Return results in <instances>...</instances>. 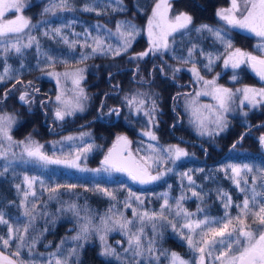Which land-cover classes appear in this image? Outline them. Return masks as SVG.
Instances as JSON below:
<instances>
[{"label":"trees","instance_id":"1","mask_svg":"<svg viewBox=\"0 0 264 264\" xmlns=\"http://www.w3.org/2000/svg\"><path fill=\"white\" fill-rule=\"evenodd\" d=\"M155 1L123 0L124 10L112 11L111 7H105L108 4V0H67L68 8L61 9L57 7L55 11L45 12V8L51 7L52 4H59L60 0H31L25 4L24 13L34 27L25 29L26 33L24 34L35 36L36 41L39 38L37 43L40 46L42 55L37 63L40 69L30 74L28 72L29 67L23 62V60L31 59V57L37 59L38 53H35L36 51L27 53L23 59L19 60L18 55H11L10 52L5 54L0 49V63L4 61L6 64H17L19 60V64H24L23 69L19 73L25 76L39 75L40 72L51 67L63 68L66 66L86 65L88 71L85 82L88 90L94 96L91 97L94 104L88 106L85 113L77 116V119L81 120L83 118L82 122L87 119L84 123L85 125L81 127L89 126V130L86 131L88 134L84 135V139L78 142L59 143L55 148H45L47 153L53 151L51 153L53 155L71 157L77 153L78 149H82L89 144L93 145L91 151L81 155L79 168L66 164H45L29 157L9 158L7 161L0 160V211L4 213V218L14 227L27 221V218L23 216L24 209L20 203L23 199V190L27 187L24 183V177H39L45 182V186L42 188L39 181H37L33 186L36 196L32 197L30 195L28 198V206L30 207L31 203L35 202L38 212L36 213L34 226L29 230L26 239L27 243H31L35 237L36 243L31 253L27 246L22 248L19 260L26 261L28 264H47L50 259L48 254L56 252L58 245L61 246L62 251H66L77 243H82L83 248L79 249V264H128L131 260V253L124 252V249L129 247L128 235L119 227H115L105 234L107 245L115 249L120 256L119 259L116 256L101 255L103 244L99 239V234L93 233L86 242L71 240L70 237L76 235L79 223H83V220L78 221L77 217L67 210V205L75 203L80 209V216L89 215L94 224L99 223L101 216L115 213L118 217L122 213L124 218L133 221L129 228L132 231H136L141 227V223L138 216H134L133 209H136L137 213L143 211L159 212L161 205L164 204L165 197L163 194L167 193V199L169 204L172 205V210L171 213L166 210L165 215L179 227L184 220L182 217L175 216V202L182 194L186 197L182 201L183 207L189 212L196 213L192 219H203L205 215L222 217L225 208L223 206L224 201L219 197L221 190L231 196L233 206L228 211L235 216L238 211L235 204L242 202L245 193H242L234 183L231 169L227 166L249 164L253 167L252 173L242 174L246 177L248 183L245 184L243 179H241L240 187L247 189L253 187V176L259 175L257 170L264 168V145L260 142V137L264 135V105L248 113L234 115L239 116V118L237 120L230 119L229 124L226 126L227 129L220 136V140L208 147L207 142L204 144L200 141L201 139L196 137L197 135L193 131L180 133V125L175 124H178V120H181L182 114L176 112L174 107L168 103L166 109L161 112L163 124L169 126L167 137L164 140L180 141L187 144L189 149L190 145H192V150H190L187 158L185 160L165 159L166 171L162 172L163 175L160 179L141 185L132 180L127 172L104 170V165L102 164L103 156L107 148L117 138V134H127L132 137L133 133H137L134 131V125L133 127L129 126L123 119L112 121L107 118L105 115L107 103L119 100L122 113H126L127 118L134 124L136 123L143 127L141 116L129 114L128 109H126L128 103L124 96L131 89L132 84L138 83L136 78L137 66L133 60V55L147 45L145 25ZM223 1H172L174 10L186 11L193 19L187 29H180L173 33L167 54L164 52L163 55H156L160 60L153 64L149 76L150 78L155 76L153 82L157 80L165 81L166 78L162 76L160 63H163L164 60L169 61L168 59L173 62L181 61L184 64L192 63V59H194L198 65L200 63L208 65V55L211 54V65L209 67L200 66L202 70L207 74H213L215 69L221 66L226 55V45L208 30L197 32L196 29L201 25H208L213 30H220L224 40L231 41L232 49L235 46L250 43L252 35L250 36L239 29L231 27L216 16V7ZM86 5L96 8L97 11H86ZM112 7H115L114 0ZM118 21H131L139 29V34L133 40L131 47L126 52H121L120 55L114 56L111 53L97 52L88 55L86 60L81 61L82 54L91 52L90 47H82L86 32L91 33L93 37L97 35L104 37L105 46L108 44L113 47L117 46L119 38L115 35L109 37L107 30L115 33ZM97 25L101 27H97ZM54 28H61V34L56 35L52 32ZM45 33L48 34L45 35ZM64 37H67L69 42L77 41V43L74 47H70L69 44L64 43ZM245 38V42H242ZM87 42L91 45L92 39L88 38ZM37 43L33 44L31 48L36 49ZM193 46H195V50L191 58H189V49L193 48ZM45 54L53 57V61L49 62ZM152 58V55L147 56L140 63L144 73H146L147 68L144 65L150 63ZM185 60L188 62L185 63ZM1 68L3 67L0 66V73H3L4 70ZM242 69L243 65L236 68V71L239 72L236 75L235 82L240 77L242 81H249V83L253 84L262 82L247 69H244L243 73H241ZM229 74L230 72L228 71L227 75ZM188 76V73L185 72L184 77ZM8 77L3 82H0V101L3 103L10 100L9 98L5 99L3 96L5 95L4 91L13 92L17 88V80L24 81L19 78H10V72ZM224 80L233 84L232 81H227L225 78ZM42 82L44 87L48 86L45 90L47 94L55 91V85L52 80L45 79ZM169 86L170 89L168 90L171 92L176 89L177 85L173 83V85L170 84ZM115 88L117 90L114 91L113 89ZM124 88L128 90L124 91ZM113 91L118 93L115 94ZM14 102L18 103L17 101ZM18 110L23 116L22 118H24L19 123V128L28 131L32 123H39L44 130L49 131L42 122L40 105L36 108V116L33 119H29V115L24 113L25 108L23 106H20ZM110 114H112V111H108V115ZM176 114L178 119L175 121ZM229 118L230 113L227 116V119ZM76 124L75 122L66 123L60 129L58 128L54 132L49 131V133L56 136L65 132L68 133L80 127H76ZM241 137L243 138L241 139ZM8 161H11V163L9 164ZM5 168H7V171H5ZM94 169H100V171H93ZM188 176L192 177L194 183L190 184ZM17 184L21 185L19 191L16 188ZM56 184H74L77 187L72 190L61 188L54 199H49L50 194L46 191V188L49 186L55 187ZM261 184L262 181L257 179L255 186L258 192L264 191ZM96 185L113 191L116 199L113 200L98 191L85 190L94 189ZM146 188H148V194L146 191H142ZM192 190L201 193L204 199L200 200L198 197H193ZM129 192L140 197L143 203L141 204L137 201L134 196L127 200V203L131 206L125 207ZM248 194L250 195V192ZM198 206L203 208L204 211L197 212ZM110 208H112V213H109ZM152 223L145 221L143 224L144 234L142 239L144 244L147 245L148 240L155 239L156 255L164 251L168 254L176 252L183 259L188 260L187 252L189 246L187 241L177 240L182 237L173 230L167 221H155V232ZM7 232L8 226L0 224V235L7 238ZM184 232L187 234L186 229ZM169 238L173 239L170 240ZM62 240L66 241L63 245H61ZM119 241L121 244H118ZM0 250L10 255L16 251V244L13 242L8 249H4L0 245ZM57 254L60 255V253ZM70 264H75V258L70 261ZM140 264H169V259L165 255H161L159 261L141 258Z\"/></svg>","mask_w":264,"mask_h":264},{"label":"snow or ice","instance_id":"2","mask_svg":"<svg viewBox=\"0 0 264 264\" xmlns=\"http://www.w3.org/2000/svg\"><path fill=\"white\" fill-rule=\"evenodd\" d=\"M115 7H112L113 0H108V4L105 7H111L112 11H123V0H114ZM25 7V0H0V49L3 53H8L14 51L15 53H21L22 48L31 47L36 38L29 35L27 43L22 42L21 34L25 32V29L34 27L31 21L23 16L22 14L15 15L14 19H6L5 14L10 10H14L15 13H22ZM59 7L61 9L68 8L67 0H60L59 4H52L51 7L45 8V12L55 11ZM171 9V4L169 0H157L155 6L152 9V15L148 19V36H149V49L148 51L136 54L139 57H143L148 54L149 51H155L161 48H168V37L179 29H187L192 23V16L188 13L181 12L177 14L174 18H169V11ZM86 11H97L94 7L85 6ZM217 16L225 21L228 25L244 29L249 33L254 34L256 37L260 38V43L257 45L261 52L264 53V0H230V6L228 8H222L217 10ZM97 27H101L97 25ZM202 30H208L212 32L222 43L226 45V58L224 60L225 67L229 65L233 68H239L241 64L247 63L260 77L264 80V56H256L249 52H244L239 48L232 51L231 41H225L224 37L221 35L220 30H213L208 25H201L196 29L197 32ZM56 35L61 34V28L52 29ZM48 33H45L47 35ZM109 37L112 35L117 36L118 44L113 47L111 44L105 46L104 37L97 35L91 36V33H85V41L82 47L91 48V52L88 54L81 55V61L86 60L88 55L100 53H111L112 55H120L121 52H126L128 48L131 47L133 40L139 34V29L131 23L120 22L116 24V31L112 33L111 30H107ZM79 35V34H77ZM92 39V44L89 45L87 39ZM64 43L69 44L70 47H74L77 41L69 42L67 37H64ZM37 47L39 45L37 43ZM195 46L189 49V58H191ZM46 58L49 62L53 61V57L47 56ZM209 64L205 67H209L212 63L211 54L208 55ZM185 63L188 61L185 60ZM65 63H67L65 61ZM23 67V65H22ZM179 69H176L178 71ZM191 71L194 73L198 81L203 80V77L199 75L198 70L195 65H193ZM10 72V66L6 65L3 73H0V82H3L8 77ZM83 69L76 68L72 71H66L63 74L56 72H48L50 76H55L57 78V83H60L61 75L65 79H71L73 85L76 88L73 89L75 92V97L72 100L64 99L63 90L56 96V101L62 105L58 107L55 111V117L58 120H63L65 115H70L75 109L82 110V99H86L83 94V89L79 88L80 81L83 79ZM233 80L236 79L234 75ZM205 86H212V91L210 94L218 102L219 111L216 114V118L213 121L218 128L221 130L226 127L225 119L223 113L229 111V102L232 100L234 93L231 89L224 88L222 86L215 85V79L213 80H203ZM17 83L21 81L17 80ZM15 87V85H13ZM26 88L31 87V81L27 82ZM33 91L38 92L39 89H34ZM237 92L243 93V100L248 101L249 104L255 106L264 103V88H252L244 87L243 89H237ZM7 95V93H5ZM200 93H197L199 96ZM19 99L25 103H31L29 99V92L24 91L21 93ZM127 103L129 107L133 105L136 106L137 110H141L144 105V100L139 99L138 96L133 95L131 98H127ZM43 103V102H41ZM210 107V106H205ZM155 101H153V108L150 110L154 112ZM118 113V109H113ZM150 115V113H145ZM199 119V126L202 129L201 134H204L205 125L203 119ZM15 121V117L10 114H0V158L7 161L9 154L15 156L12 152V147L14 145H23L22 152L26 153L27 157L35 158L38 161H42L45 164L55 163V164H66L71 167L79 168L80 165L77 161L80 159L81 154L87 153L92 150L93 145L89 144L82 149L77 150V154L72 159H60L52 158L45 155L41 148L42 146L37 144L35 141L31 140L29 137L27 142L25 141H15L10 135V129ZM146 136L150 137L151 140H156V135L148 130L144 133ZM211 134V133H209ZM86 135L84 133L81 134ZM243 137H241L242 139ZM66 139L71 140L72 137H67ZM7 147H5V143ZM260 142L264 145V135L260 137ZM131 142L127 140L126 137L118 136L116 143L113 147L109 149L108 154L104 157L102 164L104 165V170H115L120 172H127L128 175L134 181H139L140 183H147L149 181H154L160 179L163 175L162 172H158L156 175H152L149 172L151 163L159 162L163 159L161 156V149L156 148L154 145L149 144L148 149L151 154L142 157L143 163H138L133 160L132 153L128 151L127 156L124 153L128 149V145ZM235 147V145H233ZM139 151V149L137 150ZM167 153L170 159H179L182 156H186L187 152L183 149L169 146L167 149L163 150ZM10 164L11 161H8ZM231 169L232 179L237 187L242 193H245L242 202L235 204L237 208V214L235 216L231 215L228 211L229 208L233 206L231 196L228 193L219 192V197L224 201L225 212L222 217H209L204 216L203 219H192L196 213L189 212L183 207L182 201L186 198L183 194L176 199L175 202V216L182 217L184 222L177 227V224L168 219L165 215L167 210L171 213L172 205L169 204L167 199V193L163 194L164 204L161 205V210L159 212H148L143 211L137 213L136 209H133L134 216H138L141 223L136 231H132L129 225L133 224L132 220L123 217L120 213L117 217L115 213H112V208L109 209V213L112 215H105L100 217L98 224H94L92 218L85 214L83 217L80 216V209L75 203L67 205V210L71 211L79 220H83V223H79L78 230H76V235L70 237L71 240L87 241L89 237L93 234H99V239L103 244V249L101 255L104 256H116L120 258L119 254L116 253L115 249L107 245L105 234L111 231L115 227H119L124 230L128 235V248L124 249L125 253H131V260L128 264H140L141 258L151 260L155 259L159 261L161 255H165L169 259V264H264V191H257L256 181L257 179L262 181L261 187L264 188V168L258 169L259 175L253 176V187L247 189L240 187L241 179L247 184L248 181L243 173H252L253 167L249 164L243 165H228ZM7 171V168H5ZM93 171H100V169H94ZM171 171V169H169ZM187 175V174H184ZM240 178V179H237ZM190 184L194 183L192 177L188 176ZM39 181L40 186L43 188L45 182L39 177H24V183L26 188L23 190V199L21 200V206L23 207V216L27 218V221L23 224L13 226L4 218V213L0 211V224H5L8 226L7 238L0 235V245L4 249L11 247L12 243L16 244V251L10 255H5L4 251H0V264H28L26 261L19 260L21 255V249L25 246L28 247L31 253L35 243L36 238L34 237L31 243H27V234L29 230L33 228L34 221L36 219V213L38 212L37 204L35 202L28 206V198L36 196V191L34 189V184ZM77 186L74 184L60 185L56 184L55 187H47L46 191L49 192V199H54L61 188L67 190L75 189ZM17 190L21 189V185H16ZM86 191H98L111 199L115 200L116 196L113 191L107 188H101L96 185L94 189H85ZM250 192V195L248 194ZM135 194L129 192L128 198H126L125 207H130L131 205L127 203L128 199L134 197ZM192 196L198 197L203 200L204 197L201 193L192 190ZM135 199L141 204L143 201L140 197L135 196ZM204 209L200 206L197 207V212H203ZM162 220L167 221L171 225L174 231L178 232L180 236L187 241L189 248L196 253V258L192 261L183 259L178 253L171 252L168 254L166 251L160 252L156 255L155 239H150L147 245L144 244L142 236L144 234L143 224L145 221L153 222L152 227L155 232L156 223L155 221ZM187 230L185 234L184 230ZM66 241L62 240L61 245ZM83 248L82 243H77L70 249L62 251L61 246H57V251L49 253L50 259L47 264H70L75 258V264H79V249ZM57 253H60L58 255Z\"/></svg>","mask_w":264,"mask_h":264},{"label":"rangeland","instance_id":"3","mask_svg":"<svg viewBox=\"0 0 264 264\" xmlns=\"http://www.w3.org/2000/svg\"><path fill=\"white\" fill-rule=\"evenodd\" d=\"M31 0H25V4L30 2ZM173 0H169V3L171 4V9L169 11V18H174L177 14L181 12L188 13L186 11H176L173 9ZM157 0L155 1V3ZM155 3L153 4L148 18L146 20V25H145V34H146V47L142 50H140L138 53H142L145 51H148L149 49V36H148V19L152 15V9L155 6ZM230 6V0H224L222 3L218 4L215 10V14L217 16V10L222 9V8H228ZM22 14L23 16L27 17V15L24 13V9L22 10V13H15L14 10H10L8 13L5 14L6 19H14L15 15ZM189 14V13H188ZM190 15V14H189ZM218 17V16H217ZM28 18V17H27ZM219 18V17H218ZM220 19V18H219ZM222 20V19H220ZM223 21V20H222ZM225 22V21H223ZM226 23V22H225ZM231 26V25H230ZM233 27V26H231ZM236 29H239L241 32H244L248 35H252V40L248 44H242L235 46L232 51H234L236 48L241 49L244 52H249L252 53L253 55L256 56H264V53L261 52L260 48L257 47V45L260 43V38L256 37L254 34L249 33L248 31L244 29H240L237 27H233ZM180 30V29H179ZM26 33V32H24ZM21 34L22 42L27 43L28 36L30 34ZM174 33V32H173ZM173 33L168 37V45L170 46L171 43V37ZM35 37V36H33ZM36 38V37H35ZM39 40V38H38ZM37 40V41H38ZM246 38L242 40V42H245ZM33 42V44L37 43ZM32 44V45H33ZM245 45V46H243ZM168 46V48H169ZM247 46V47H246ZM168 48H161L155 51H149L147 55L143 57H139L135 53L133 55V60L137 66L136 70V78L138 80V83L131 86V89L128 90L127 88H124V91L128 90L126 95L124 96L125 98H131L133 95L138 96L139 99L144 100V105L141 110H137L136 106L133 105L132 107H129L127 105L126 109H128L129 114L131 115H138L141 116L142 118V124L143 127L134 124L132 121H130L126 113H122L121 110V104L119 103V100L116 102L107 103L105 109H107V112L105 113L106 117L109 118L112 121L120 120L123 119L125 122L128 123L129 126L133 127L134 125V131L137 133H133L132 137H130L127 134H124L129 137V141L131 142L128 145V150H132L133 153L137 156L136 160L139 161L140 163H143L141 160L142 157L148 156L151 154L150 150L148 149V145L152 144L156 148L161 149V156L163 157L162 160L159 162H153L151 163V167L149 168V172L152 175H156L158 172H165L166 171V166H165V159H168V155L166 152H164V149H167L169 146H175L178 148L183 149L185 152H187L186 156H182L179 159H172V160H185L190 153V150H192V145H190V149L188 148L187 144H184L180 141H165L164 139L167 137V131L169 130V126L163 124V117H161V112L166 109V105L169 103L171 104L172 107L176 110V112L182 114L181 120H178V124L175 125H180V133L182 132H191L193 131L200 141H202L204 144L207 142V146L210 147L214 142H218L220 140V136L222 133L225 132L227 127H224L222 130L217 127V125L213 122L216 118V114L219 111L218 109V102L214 98L213 95L206 94L210 93L212 91V86H205L203 80H213L215 79V85L216 86H222L224 88L231 89L232 92L234 93L232 100L229 102V111L223 113L224 119L226 126L229 124L230 119L237 120L239 116H234L237 114H245L250 112L253 109L259 108L262 106L261 104L258 105H251L248 103V101H244L243 104L241 101L243 100V93L242 92H237V89H243L244 87H252V88H264V80H261L262 82L253 84L249 83V81H242L241 77L240 79L235 82V80L232 79V77L237 75L239 71H236V69H233L230 65L228 67H225L224 60L226 58V55L223 58V61L221 63V66L218 69H215V72L213 74H207L205 73L200 66H205L206 64L200 63L199 65L195 62L194 59L192 63L184 64L181 61H176L173 62L170 59L169 61H165L163 63H160V69L162 76L165 77V81L162 82L160 80H157L156 82H153L154 77L150 78L151 74V69L154 63L158 62L160 58H157L156 55H163L164 52L167 54ZM36 51L35 53L37 54V59L34 57H31V59H25L23 60L24 64L29 67L28 72L32 74L35 70H39L40 67L37 63L38 59L42 55V51L39 48L36 47V49H32L31 47H26L22 48L21 53H15L14 51H11V55H18L19 60L23 59L24 56H26L27 53H32ZM31 55V54H30ZM152 55V61L148 63L146 68V73H144L140 67V63L144 60L145 57ZM19 60L17 64L13 63H5L2 61L0 63V66L2 70H4L5 66L8 65L10 66V78H19L21 80H24V84H17V88L15 91L10 92L9 95V101H6L3 103L0 101V114H10L15 117V121L10 129V135L12 136L13 140L15 141H25L27 142V139L30 137L31 140L35 141L37 144L41 145V151L52 158H60V159H72L74 156L71 157H60L56 156L50 153L46 152V147H52L55 148L56 146L59 145V143H65V142H78L81 141V139H84V135L82 136L81 134H88L86 133L87 130H89V126H84L86 120L84 122L83 118L77 119L78 115H82L87 111V107L89 104L92 106L94 104V101L91 99V97H94L90 91L87 88V83L85 82V78L87 77V66L86 65H76V66H66L63 68H56V67H51L46 70H43L42 72L38 74H33L31 76H25L24 74H20V70L23 69L24 64H19ZM23 65V67H22ZM193 65H195L196 69L199 72V75L203 77V80L198 81L194 73L191 71ZM243 65V69L241 70V73H243L244 69H247L248 71L252 72V75L256 78H259V76L256 74V72L247 64H241ZM240 65V66H241ZM76 68H81L83 69V79L80 81L79 88L83 89V94L86 97V99H82V110L80 109H75L70 115H65L63 120H58L55 117V111L58 107H62L57 101H56V96L63 90L64 92V99L72 100L75 97V92L73 91L74 88H76L75 85H73L71 79H65L62 75L60 77V83H57V78L55 76H50L47 73L48 72H56V73H61L63 74L66 71H72ZM176 69H179L176 71ZM228 71L230 72L229 75H227ZM188 73V77H184V73ZM224 78L227 81H232L233 84L225 82ZM45 79L52 80L55 85V91L50 93H43L39 94L35 91L34 89L36 88V83H39ZM20 81V80H19ZM31 81V87L26 88L25 85L27 82ZM176 84V89L169 92L168 89H170V84L173 85ZM48 87V86H47ZM46 87V88H47ZM114 91L117 90V88L113 89ZM28 91L29 92V99L31 103H25L24 101H21L19 99L20 95L22 92ZM113 91V92H114ZM117 94L118 92H114ZM197 93H200L199 96H197ZM45 96L43 97V95ZM14 101H17L18 103H15ZM153 101H155V110L154 112H151L150 110L153 108ZM43 102V103H41ZM5 104V105H3ZM3 105V106H2ZM40 106V110L42 111V122L50 132H54L58 128L60 129L64 124L66 123H78L81 122L80 127H79L71 132H65L60 135H50L49 131L44 130L43 126H40L39 123H32L28 131L22 130L19 128V123L24 120L22 118L23 116L21 115L20 111L18 108L20 106H23L25 108L24 113L26 115H29V119H33L36 116V108ZM99 105V104H98ZM97 105V106H98ZM205 106H210V107H205ZM113 109H118V113L116 111H112ZM108 111H112V114L108 115ZM145 113H150V115H146ZM228 113H230V118L227 119ZM112 117V118H111ZM203 119L204 125H205V130L204 134H201L202 129L199 126V119ZM178 119V116L176 114L175 116V121ZM93 121V120H92ZM163 124V126H162ZM137 125V127H135ZM189 130H188V128ZM168 129V130H167ZM238 129V128H236ZM152 131L157 139L156 140H151L150 137L146 136L144 133L146 131ZM211 133V134H209ZM120 135V133L117 134V137ZM184 136V135H183ZM67 137H72L73 139L68 140L66 139ZM117 139V138H116ZM115 139V140H116ZM5 147H7L6 142ZM23 145H14L12 147V152L15 153V156L13 157L12 154L10 153L8 156V159H19V158H24L27 157L26 153L22 152ZM139 149V151H137ZM82 155V154H81ZM222 155V154H221ZM7 159V160H8ZM0 160H5L3 158H0ZM81 162V156L80 159L77 161L78 164ZM140 183L139 181H135ZM150 183V182H147ZM145 184V183H140ZM146 191L148 194V188L142 190ZM118 244H121L120 241ZM1 251V250H0ZM5 255H9L6 254Z\"/></svg>","mask_w":264,"mask_h":264},{"label":"flooded vegetation","instance_id":"4","mask_svg":"<svg viewBox=\"0 0 264 264\" xmlns=\"http://www.w3.org/2000/svg\"><path fill=\"white\" fill-rule=\"evenodd\" d=\"M259 80H261L260 79V77H259ZM261 105H264V103H262ZM170 240H172L173 238H169ZM177 240H184L183 238H181V239H177ZM188 261H192V260H194L195 258H196V253H194L190 248H188ZM208 264H210V261L208 262Z\"/></svg>","mask_w":264,"mask_h":264},{"label":"water","instance_id":"5","mask_svg":"<svg viewBox=\"0 0 264 264\" xmlns=\"http://www.w3.org/2000/svg\"><path fill=\"white\" fill-rule=\"evenodd\" d=\"M122 137H126V136H122ZM127 138V137H126ZM127 140H128V138H127ZM113 147V145H111L109 148H108V150H107V152H106V155L108 154V151H109V149H111ZM131 152V151H130ZM132 153V152H131ZM127 154H128V152H126V153H124V155L125 156H127ZM105 155V156H106ZM132 157H133V160L135 161V162H138V163H140L139 161H137L136 160V157H135V155L132 153Z\"/></svg>","mask_w":264,"mask_h":264}]
</instances>
